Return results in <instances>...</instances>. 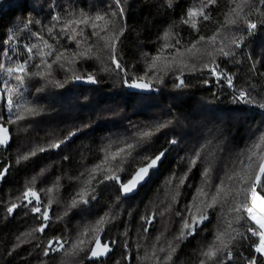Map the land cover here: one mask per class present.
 <instances>
[{
  "label": "trees",
  "instance_id": "trees-1",
  "mask_svg": "<svg viewBox=\"0 0 264 264\" xmlns=\"http://www.w3.org/2000/svg\"><path fill=\"white\" fill-rule=\"evenodd\" d=\"M107 2L108 0H3L0 6V41L10 35L25 16L48 24L53 4L62 5L64 8L71 6L75 10L94 15L97 11H102ZM192 2L193 0H174L173 8L169 9L160 6L161 0H127L126 27L123 36L120 37L117 52L133 73L139 74L145 68L143 53L155 54L161 43L160 37L170 26L173 27V31H179L182 35L188 34L186 37L188 40L197 37L198 34L192 29L179 24V20ZM230 7L232 5L228 4V0H218L217 11L213 13L216 22L205 21L199 25L201 28L199 34L206 38L211 36L224 21V14ZM39 27L40 25H37V28ZM237 27L243 28V25L232 26L231 31L236 33ZM90 30L85 28L84 34L90 35ZM237 34L244 35V45L237 50L238 54L243 53L238 55L241 63H231L222 57L217 58L218 62H221L222 66L226 64L227 70L235 73L238 81L246 80L251 76V83L256 84L253 94L264 95V77L256 75L264 72V26L258 25L251 35L244 32ZM21 39L23 40V34ZM93 41L91 36L87 43ZM60 43L65 44L66 39L61 40ZM87 43H81L79 50H85ZM200 46L197 45V48ZM67 48L69 51L65 53V57L70 58L71 51L76 50L75 42L67 43ZM93 52L108 63L107 50L99 47L94 48ZM172 55H176L172 49H166L163 53V56L169 60ZM188 55L189 53H184L183 58H187ZM248 57H251V60H248ZM61 62H65L63 57ZM252 62L256 65L255 73L249 72ZM103 66L97 59H81L69 66L70 71L67 67L60 68L53 64L52 77L45 79L34 77L29 81L31 90L34 91L32 86H42L44 89L34 98L39 102L42 111L37 116L11 125L10 133L15 130L12 140L7 149L0 148V166H9L8 174L0 181V264H44L47 261L48 264H56L58 260L54 258L63 255V252H57L44 257L41 248L36 247L40 241L23 236L32 227L34 219L32 215H24L26 210L23 207L19 208L13 217L6 212L10 203L16 201L17 196L34 176L37 177L36 189L40 191L43 181L38 173L41 168L47 166L48 170L43 174L46 190L40 191L42 193L40 195L45 197V202L51 197L54 201L53 212L57 215L62 214L70 198L81 187V181L87 176L85 169L94 166L103 156L100 151L103 145L109 140L127 137L134 130L151 126L159 120L168 118L169 115L175 117L173 125L154 134L151 141L144 145L154 153L165 147L169 148L165 161L151 182L136 196L129 199L121 197L119 201L116 200L118 195L116 187L100 185L95 193L97 200L87 207L80 205L72 209L69 215L52 226L48 238L64 230V234L72 240L86 225L94 224L109 211L112 205H115L111 207V212L118 215L105 225L104 234L116 239L118 243L113 255L103 260V264H117V262L125 264L121 246L122 234L125 230L128 232V243L135 257V264H154V260L143 258L145 254H150L153 246L157 251L163 247L166 251L158 252L163 258L167 255L169 242L179 246L172 253V258L167 264H198L200 250L213 241L216 231L224 228L227 219L231 218L226 211L223 215L220 214L218 204L216 210L209 212L210 221L206 222L205 231H198L195 236L187 240H175V234L180 227V217L175 213L182 205L192 200L195 189L201 183L199 163L189 173L188 181L179 189L177 203L171 202V196L174 195L171 189L175 187L176 182L173 181V184L168 186L166 181L173 171L179 175L186 168L187 161L182 158L186 157L194 146L211 140L209 148L205 150L215 149V164L209 186L205 189L210 197L217 183V172L223 178L232 160L255 139V134L264 130V109L235 105L227 90L215 86L209 89L201 83L206 72L186 70L184 79L190 82L187 88L174 87L176 81L169 72L164 75L163 83L157 85L159 91L146 96L123 87L119 77L111 72H104ZM84 72L95 73L100 83L88 84L69 79L62 88L57 87L54 82L48 83L49 79L63 82L65 77ZM261 95H256L257 100L261 99ZM84 125L87 127H83ZM78 128L81 129L78 135L62 145L60 150L38 153L27 161L21 160L20 163H16L17 157L34 145L62 138ZM170 137L179 139L180 144L169 145ZM115 147L118 145L114 146L113 150ZM65 155L68 156V160L63 159ZM203 155L204 153L202 157ZM82 172L85 173V177L80 176ZM126 174L127 171L121 175ZM57 177L60 178L59 187L55 188ZM189 182L191 188L188 187ZM49 188H53L50 194L47 192ZM232 195L233 193L226 187L225 192L221 193V200L226 196L230 201ZM169 204L171 209L165 211ZM224 208H227V204ZM153 211L157 213L156 218L145 234L141 227V216ZM161 212L163 215H160ZM25 239L28 242H20ZM17 243H20L19 247H15ZM241 251H244L245 255L248 254L245 248H241ZM86 254L84 252V255ZM84 264H100V262L86 260Z\"/></svg>",
  "mask_w": 264,
  "mask_h": 264
},
{
  "label": "snow or ice",
  "instance_id": "snow-or-ice-1",
  "mask_svg": "<svg viewBox=\"0 0 264 264\" xmlns=\"http://www.w3.org/2000/svg\"><path fill=\"white\" fill-rule=\"evenodd\" d=\"M126 4L127 0H108L103 10L97 11L94 15L75 10L71 6L64 8L62 5L53 4L48 24L25 16L16 29L0 41V148L7 149L12 140L15 130L10 133L11 125L37 116L42 111L39 102L34 98L44 89L42 86H32L34 91L31 90L29 81L34 77L40 79L52 77L53 64L60 68L67 67L70 71L69 66L81 59L99 60L104 65L102 70L118 76L123 87L141 92L159 91L157 85L163 83L164 75L169 72L174 76L176 83L173 86L176 88L189 86L190 82L184 79L186 70L206 72L201 83L209 89L215 86L227 90L235 105L264 109V95L257 93L256 95H261V99L257 100L256 95L253 94L256 84L251 83L252 77L238 81L235 73L229 72L227 65L222 66L217 59L222 57L231 63H241L238 55H243V53L238 54L237 50L244 45V35L237 33L244 32L251 35L258 25L264 26V0H228V4L232 7L224 14L225 19L216 31L207 38L199 34L201 32L199 25L205 21L216 22L213 13L217 11L218 0H193L179 20V24L192 29L198 34L197 37L188 40L186 38L188 34L182 35L179 31H173V27L170 26L160 37L161 43L155 54L143 53L146 66L139 74L133 73L117 52L120 37L123 36L126 27ZM160 6L171 9L174 6V0H161ZM253 16L256 18H250ZM99 21H103L102 26L97 23ZM241 24L243 28L237 27L236 33L231 31L232 26ZM37 25L40 27L37 28ZM85 28L93 30L90 35L84 34ZM224 29L228 30L224 31ZM101 32L104 35H101ZM21 34H23V40ZM91 36L104 41L100 47L107 50L108 63L93 52L97 46L96 41L87 43ZM65 39L66 43L61 44L60 41ZM70 42H75L76 50H72L71 57L68 58L65 57V53L69 51L67 43ZM81 43H87L83 51L79 50ZM197 45L201 47L197 48ZM166 49H172L176 53L171 56L170 60L163 56ZM184 53H191L194 62L190 63L185 60ZM62 57L65 62H61ZM247 59L251 60V57ZM255 69V62H252L249 72L255 73ZM256 75L264 77V72ZM69 79L88 84L100 83L93 72L73 74L65 77L63 82L49 79L48 83L54 82L57 87L62 88ZM174 120L175 117L169 115L168 118L159 120L151 126L134 130L127 137L109 140L106 145H103L100 149L103 156L94 166L85 169L86 177L84 172L80 174L85 179L81 181V187L70 198L62 214L57 215L53 212V199L50 197L46 202L42 200L40 191L34 186H26L17 196L16 201L10 203L6 212L11 215L16 209L23 207L26 210L24 215L32 214L34 224L23 236L39 240L40 243H37L36 247L41 248L44 257H48L50 253L63 252L64 257L72 258L80 252H86L88 260L103 264V258L108 257L118 243L116 239L104 234L105 225L118 215V213L111 212V207L115 205H112L109 211L105 212L94 224L86 225L72 240L64 234V230H60V234H53L50 239L48 233L51 232L52 226L69 215L72 209L80 205L87 207L91 202L96 201V189L102 184L116 187L118 192L116 200L119 201L121 197L128 196L141 185L146 186L150 183L151 179L157 175L160 163L169 148L165 147L154 153L144 145L151 141L154 134L172 126ZM80 130L78 128L62 138L34 145L18 156L16 163H20L21 160L27 161L37 156L38 153L60 150L61 146L66 144L72 136L77 135ZM168 144L177 146L180 140L170 137ZM210 144L211 140H208L204 144L194 146L191 152L182 158L187 161L186 168L179 175L173 171L166 181L168 186H171L173 181L176 182L175 187L171 189L174 193L171 196V202L177 203L179 189L188 181L189 173L199 163L201 183L195 189L192 200L182 205L181 209L175 213L180 217V227L174 239L187 240L195 236L198 231H205L206 222L210 221L209 212L216 210L219 204L220 214L223 215L226 211L231 218L227 219L224 228L216 231L213 241L200 250L198 264H264V130L255 134V139L232 160L223 178L217 172V183L213 194L209 197L205 189L209 186L215 164V149L205 151ZM117 145L118 147L113 150ZM202 153H204L203 157ZM63 159L68 160V156L65 155ZM126 165L128 166L127 174L121 175ZM47 170V166L41 168L38 176L43 175ZM8 172L9 166H0V181ZM36 179L37 177L34 176L30 185H35ZM59 179V177L56 178L55 188L59 187ZM93 181H95L94 185ZM188 187H192L190 182ZM226 187L233 193L230 201L226 196L221 200V193L225 192ZM52 191L53 188L47 189L49 194ZM167 191L166 189V195ZM225 204H227L226 209ZM170 209L171 204L165 211ZM156 215L157 213L153 211L141 216L143 233L148 232ZM160 215H163V212ZM36 233L40 236H35ZM122 236L123 261L125 264H135V257L128 243L127 230ZM20 242L28 241L25 239ZM19 246L20 243H17L15 247ZM178 246V244L174 246L169 242L167 255L163 258L158 252H165L166 249L161 247L157 251L153 246L152 252L146 253L143 258L154 260V264H167ZM241 248H245L248 254L245 255ZM61 264H73V260L64 259Z\"/></svg>",
  "mask_w": 264,
  "mask_h": 264
},
{
  "label": "rangeland",
  "instance_id": "rangeland-1",
  "mask_svg": "<svg viewBox=\"0 0 264 264\" xmlns=\"http://www.w3.org/2000/svg\"><path fill=\"white\" fill-rule=\"evenodd\" d=\"M101 22H103V21H99V22H97L99 25H103ZM91 28H87V30L89 31ZM91 32L93 31L92 29L90 30ZM101 35H103V33L101 34ZM93 40L94 41H97V46H96V48H99L103 43H104V41H101V40H99V38L98 37H96V36H93ZM201 47V46H200ZM200 47H198V48H200ZM193 52H195V49L193 50ZM190 58H192V60H190ZM185 60H188L190 63L191 62H194V60H193V57H192V54L191 53H189V55H188V57L186 58H184ZM127 171V165L125 166V171L124 172H126ZM124 172H122V173H120V174H124ZM41 177L43 178H41V181H43V183H41V185H40V187H41V189H40V191H44V190H46V189H44L46 186H45V184H46V181H45V176L43 177V175H41ZM30 181H31V179L28 181V184H27V186H34L35 188H36V183H35V185H30ZM40 194L42 195V193L40 192ZM42 198V200H44V198L45 197H41ZM19 210V209H18ZM29 215H32L31 213H29ZM11 216V215H10ZM33 224H34V219L32 220V226H33ZM38 234L39 233H36L35 234V236H38ZM29 239H31L30 237H28ZM34 239V238H33ZM35 240H37V239H35ZM38 242H39V240H37ZM87 254L86 255H84V252H80L78 255H76L75 257H72V258H66V257H64V255H62V257L61 256H59L58 258H54V260H58L57 261V263L58 264H61V262H62V260H64V259H71V260H73V264H76V262H78V264H84V262L86 261V260H88L87 258ZM44 259V258H43ZM56 263V264H57ZM44 264H48V261L47 262H45Z\"/></svg>",
  "mask_w": 264,
  "mask_h": 264
},
{
  "label": "water",
  "instance_id": "water-1",
  "mask_svg": "<svg viewBox=\"0 0 264 264\" xmlns=\"http://www.w3.org/2000/svg\"><path fill=\"white\" fill-rule=\"evenodd\" d=\"M2 3H3V0H0V6L2 5ZM133 91H134L135 93H137V94H140V95H146V96H150V95H152V94L154 93V92H147V91H143V92H141V91H136V90H133ZM77 135H78V133H77ZM77 135H75V136H77ZM73 137H74V136H72V137L68 140V142H70V141L72 140ZM64 145H65V144H64ZM168 153H169V151H168ZM168 153H167V154H168ZM167 154H166V155H167ZM165 159H166V156H165V158L161 161L158 170H160V168H161L163 162L165 161ZM144 186H145V185H141L136 191L130 193L128 196H124L123 199H129V198H132V197L136 196V195L141 191V189H142ZM41 199H42V198H41ZM18 209H19V208H18ZM18 209H16V211H15L13 214H11V217H13V216L15 215V213L18 211ZM46 231H47V230H46ZM113 253H114V250H113L112 253L109 254L108 257L103 258V260H107L108 258H110V257L113 255ZM88 262H97V261H90V260H88Z\"/></svg>",
  "mask_w": 264,
  "mask_h": 264
}]
</instances>
